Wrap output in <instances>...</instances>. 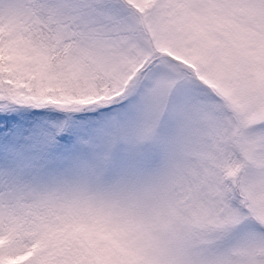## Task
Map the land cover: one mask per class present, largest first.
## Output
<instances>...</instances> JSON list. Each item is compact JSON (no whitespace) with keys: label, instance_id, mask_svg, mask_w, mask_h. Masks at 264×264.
I'll return each mask as SVG.
<instances>
[{"label":"snow or ice","instance_id":"6c2138e0","mask_svg":"<svg viewBox=\"0 0 264 264\" xmlns=\"http://www.w3.org/2000/svg\"><path fill=\"white\" fill-rule=\"evenodd\" d=\"M257 44L264 0H0V264H66L36 217L14 211L20 194L110 151L146 105H164L175 132L211 112L219 135L251 99L264 106ZM208 187L197 176L186 192L202 201ZM213 192L222 212L242 216L222 246L244 248L247 264L264 260V224L251 201L245 208L223 177Z\"/></svg>","mask_w":264,"mask_h":264},{"label":"rangeland","instance_id":"374dc122","mask_svg":"<svg viewBox=\"0 0 264 264\" xmlns=\"http://www.w3.org/2000/svg\"><path fill=\"white\" fill-rule=\"evenodd\" d=\"M204 83L217 90L211 80ZM161 87L171 85L163 80ZM218 95L226 108L234 106L226 90ZM166 122L164 105H146L120 143L85 158L72 173L21 193L14 211L36 217L66 264H247L244 248L222 246L240 212L225 214L212 196L223 177L224 184L242 190L243 206L251 201L252 217L264 224V106L251 99L226 135L216 133L211 112L179 132ZM197 176L209 185L202 201L186 192ZM253 259L264 264L259 255Z\"/></svg>","mask_w":264,"mask_h":264},{"label":"trees","instance_id":"16d2710c","mask_svg":"<svg viewBox=\"0 0 264 264\" xmlns=\"http://www.w3.org/2000/svg\"><path fill=\"white\" fill-rule=\"evenodd\" d=\"M239 194H242V190H238Z\"/></svg>","mask_w":264,"mask_h":264}]
</instances>
